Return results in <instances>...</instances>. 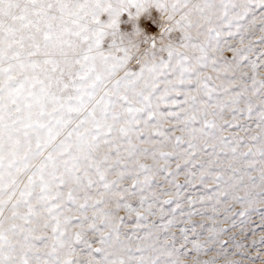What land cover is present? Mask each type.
<instances>
[{"label": "rangeland", "instance_id": "374dc122", "mask_svg": "<svg viewBox=\"0 0 264 264\" xmlns=\"http://www.w3.org/2000/svg\"><path fill=\"white\" fill-rule=\"evenodd\" d=\"M207 4L0 5L5 264H96V251L118 264H264V8ZM112 20L106 47L115 38L129 62L97 61L81 81L97 21ZM169 49L163 74L132 82Z\"/></svg>", "mask_w": 264, "mask_h": 264}, {"label": "snow or ice", "instance_id": "6c2138e0", "mask_svg": "<svg viewBox=\"0 0 264 264\" xmlns=\"http://www.w3.org/2000/svg\"><path fill=\"white\" fill-rule=\"evenodd\" d=\"M3 2L4 0H0V5H2ZM175 2L176 4H180L182 7H187L190 3V0H175ZM221 2L224 4L225 8L236 7V0H221ZM202 4L203 6L207 7V0H202ZM194 7L198 6L194 5ZM239 8L241 13L246 14L248 12H251L253 16H255L256 11L261 8H264V0H239ZM97 23L99 24V27L94 33L95 38L89 48V52L93 53V55L84 58L87 66L84 73L79 76V79L81 81L89 80L92 77V74L95 72V64L97 61L101 62L105 67H115L117 64H125L128 63L130 60L129 49L124 48L118 41L115 40V38L106 47V42L108 41L109 36H115L116 21L112 20L111 23L108 24H100L99 21H97ZM145 24L153 28H157V31H159L157 24L153 23L152 20L145 21ZM219 35V33H216L215 36L211 37V39L215 41L217 37H219ZM152 47L154 50L157 49V43L155 40L152 41ZM159 51L162 52L164 50L159 49ZM201 51H203V49H201ZM167 55L169 57L168 62H164L161 65H156L151 61H146L142 68L129 73L130 77L132 78V82L147 78L155 79L157 76L163 74L164 70L168 68L169 63H171L172 61V58L174 56V50H167ZM244 59H246V57H244ZM182 63V59L179 58L177 55L176 64L182 65ZM188 70L189 69L185 66L182 68V73L187 72ZM99 79V74L95 75L93 83L95 81H98ZM91 86L92 84H88L81 85L80 87L86 88ZM209 91H211V89H209ZM165 95H167V93ZM144 99L147 101L148 97H145ZM161 99H163V97H161ZM127 111L129 113H132L134 109L132 107H128ZM149 118H151V114L149 115ZM55 207L56 206H53L49 209V211L51 212ZM240 215L244 216L245 214L241 213ZM89 255L92 256V253H89ZM176 255L179 256L180 254L177 253ZM183 255L187 257L189 254L185 251ZM94 259L96 264H118V261L116 259H109L108 254L102 251H96ZM0 264H5V260L2 257H0ZM69 264H71L70 261Z\"/></svg>", "mask_w": 264, "mask_h": 264}]
</instances>
